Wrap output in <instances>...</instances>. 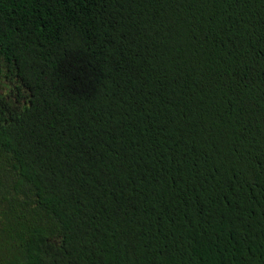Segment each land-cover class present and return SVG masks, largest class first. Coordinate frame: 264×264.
<instances>
[{
    "label": "trees",
    "instance_id": "16d2710c",
    "mask_svg": "<svg viewBox=\"0 0 264 264\" xmlns=\"http://www.w3.org/2000/svg\"><path fill=\"white\" fill-rule=\"evenodd\" d=\"M0 264H264V0H0Z\"/></svg>",
    "mask_w": 264,
    "mask_h": 264
}]
</instances>
